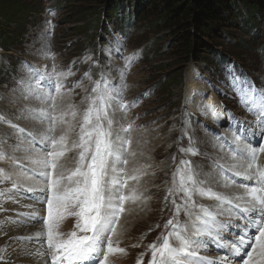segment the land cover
<instances>
[{
    "label": "rangeland",
    "instance_id": "374dc122",
    "mask_svg": "<svg viewBox=\"0 0 264 264\" xmlns=\"http://www.w3.org/2000/svg\"><path fill=\"white\" fill-rule=\"evenodd\" d=\"M111 1L84 3L82 0L70 2L69 0H27L30 4L39 5V10L36 9L35 14L29 19L25 35L11 49L0 47V152L11 155V158L21 150H28V145H32L38 154L31 157H40L39 154L44 156L51 150L47 147L43 153L30 142L33 139L31 136L41 141L40 134L37 133L45 132L43 128L46 123L47 127L49 126L47 121L40 120L38 113L33 111L46 106V103L38 98L40 92L38 84L44 93L52 92L56 96L57 114L68 113L65 116L68 125L58 122L53 134L59 137L60 134L67 132L69 145L74 141L78 142L79 124L84 110L88 105L89 97L95 95L92 89L97 88L98 92L106 90L112 97L108 113L114 120V130L132 125L129 132L119 133L121 138L131 140V145H125L124 150V158L128 160V164L123 165L125 178L132 175L138 177L137 180H128V187L134 182L135 193L139 183H150L149 187H155L153 191L150 187V192L143 193L145 202L142 205L125 202L136 207L132 209L133 211L136 212L139 208L141 210L139 215H136L125 207L120 220L128 211L127 215L133 216V219L131 218L133 222L128 223L127 227L119 222L116 234L112 237L113 247L125 251L110 253L109 263L149 264L151 260L149 245L153 242L161 243L162 240L158 239L161 234H167L172 230L171 226L165 227L167 221L172 219L174 223L179 222L181 225L189 221L190 218L184 213L185 207H190L192 212L199 214L198 205L209 203L206 207L210 212L213 207V211L217 212L218 216L226 215L221 221L227 222L235 218L232 205L219 206V202L214 199L205 202L200 195L194 194L192 200L197 206H188L185 205L183 193L174 190L170 195L168 189L174 188V173L178 168L186 169L190 166L196 179L202 182L200 187L220 193L236 204L239 199L242 202L247 199L235 190L232 191L233 195H229L230 191H225L227 184L241 187L244 184L251 186L255 183L253 180L247 181L246 178L235 175V170L231 171L234 173L232 177H225L224 171L226 170L228 174L231 169L223 164L233 163L236 160L242 163L244 160L251 161V147H256L260 156L256 158V163L264 166V158L261 157L264 155V151H261L264 149V115L258 116L249 111L240 102L238 95L240 82L254 84L257 89H264V19L257 29L247 30L243 27L239 28L238 25L241 26L239 17L236 27L224 28L221 31L224 40L219 49L231 53L234 57L238 55L240 60H231L219 71L213 65L207 67L204 62L182 61L175 50L176 32L155 26L160 13L165 12L166 7L163 4L158 3L155 9L147 8V4H142L140 16L136 14L134 20L129 16L134 11L133 7L123 5L121 12L119 9L115 12L117 15L120 14L119 18L125 20L121 27V24L116 25L115 22L108 20ZM20 19L15 20L17 23L13 21L5 23L0 20L6 25V37L13 35V39L17 38ZM254 36L256 40L251 41ZM7 40L4 39L2 42H8ZM242 42L246 46H243ZM261 45L263 47L259 50ZM56 61L59 65H56ZM180 75H182L181 79ZM58 80L60 83L63 82L59 94L55 92V83ZM72 111L77 113L75 118L71 115ZM57 126L62 128L59 129ZM65 128L66 131L63 130ZM60 130L61 133H58ZM249 136L253 138L257 136L258 139L250 144ZM236 137H240L243 143L236 141ZM140 143H146L148 149L144 148L145 152L139 155L141 150L137 147ZM237 143L246 155L238 151ZM233 148H237L238 157L232 155ZM78 152V149L67 152L58 164L61 171L57 168L55 175L67 176L70 170L76 167ZM11 161L20 164L22 177L18 172L13 175L10 168ZM182 161L189 164H182ZM10 162L7 163L10 165L5 166H1L0 163V168L5 170L0 174V193H3L0 195V205L6 209L4 213H0V221L7 225L16 221L26 226L27 223L22 220V214L18 213V209L25 200L26 202L37 200L33 197L35 192H29L25 188L36 184L35 181H40L34 176V173L40 170L38 165L32 164L29 159L22 158L19 161L14 159ZM14 167L17 168L18 165ZM35 167L37 170L32 169ZM249 171L247 172L251 173ZM4 176L10 179H4ZM149 176L152 178L150 179ZM17 177L19 182L16 181ZM210 178L214 179L210 180ZM175 179L178 183L179 176ZM50 180L51 177L45 178L42 183L48 186ZM13 183L18 185L15 190L20 195L12 190ZM129 188L128 191L124 190L125 194L130 192ZM241 188L244 190L243 187ZM48 193L50 197L51 194ZM36 194L40 196V191L37 190ZM10 199L19 204L17 208L10 204ZM173 200L176 202L175 205ZM46 202H39V205L46 207L47 211L44 219L39 220L43 223L48 216ZM177 205L181 206L179 213L176 211ZM75 223V217H67L61 221L59 231L65 238L74 230ZM0 225L3 226L1 222ZM189 230L191 231L190 224ZM230 232L225 238L231 236ZM2 233L4 235H1ZM9 236L6 232H0V249L3 251L8 241H19L15 234ZM205 241H207L206 245L196 249L198 256L193 259L201 255L202 258L210 257L215 264H221L219 257L228 255L224 251L226 249H215L216 242L207 238ZM46 246L48 248V245ZM3 251L0 252V257H3ZM104 251H107L106 242ZM47 252L50 263L51 252L48 249ZM102 256L101 253L99 258L102 259ZM8 260L9 258L6 259ZM15 261L25 264L21 258H16Z\"/></svg>",
    "mask_w": 264,
    "mask_h": 264
},
{
    "label": "snow or ice",
    "instance_id": "6c2138e0",
    "mask_svg": "<svg viewBox=\"0 0 264 264\" xmlns=\"http://www.w3.org/2000/svg\"><path fill=\"white\" fill-rule=\"evenodd\" d=\"M38 87H40L38 98L48 104L49 108L33 111L38 113L40 120L49 124L46 131L41 134V140L51 150L43 157H28V159L32 164L38 165L39 175L45 178L51 177L47 188L51 196L47 199L48 216L45 227L52 264H82L83 261L93 257L99 258L101 253L103 256L99 264H109L110 253L125 251L122 248H114L112 240L121 214L125 211V202L140 198L135 191H130L127 195L124 192L128 187V180L138 179L135 175L125 178L123 165H127L128 160L124 158V150L125 145H131V140L121 138L119 135L120 132H129L132 125L114 130V120L108 113L112 97L106 90L98 92L97 88H93L92 92L95 95L89 97L79 124L78 142H72L69 147L67 132L59 137L53 135L58 122L67 123L65 116L68 113L57 114L56 96L52 92L44 93L39 84ZM62 88L63 84L58 80L55 83V92L59 94ZM238 95L240 102L249 111L258 116L264 115V89H257L254 84L240 82ZM76 114L75 111L71 112L73 118ZM235 139L239 141L240 137ZM74 149L79 150L76 167L67 176L55 175L60 159ZM29 150H33L31 145ZM251 152V162L247 164V168L254 171L235 172V175H243L248 180L254 179L255 184L241 185L247 200L243 207L240 203L235 204V208L239 209L235 219L227 222L218 221L216 214L210 212L204 205H198L199 214L193 213L190 207H185L184 213L190 218L189 221L183 225L179 222L174 223L172 219L167 221L165 227L171 226L172 230L167 234H161L158 238L162 240L161 243L153 242L149 245L151 249L149 264H196L193 258L198 256L196 249L205 244L204 238L228 250V255L219 257L221 264H231V259L237 257L242 260V264H264V166L256 163L255 150ZM4 158L5 154L0 152V160ZM182 164L189 162L182 161ZM4 171L0 168V174ZM176 176H179L178 183ZM3 178L10 179L8 176ZM201 183L196 179L190 166L186 169L178 168L174 173V188H169L168 192L170 195L174 190L183 193L185 205L188 206H197L192 200L194 194L214 199L219 202V206L233 203L231 199L220 193L200 187ZM12 187L17 188L18 185L13 183ZM27 191L33 192L36 189L28 188ZM175 203L173 200L174 205ZM180 210L181 206L177 205V213ZM193 216L195 219H191ZM67 217H75L76 223L74 230L65 238L59 231V226ZM189 224L190 234H188ZM230 231L231 236L225 238L224 234ZM44 234L37 232L35 235L39 237ZM17 239L30 240L32 237ZM105 242L107 251H104ZM37 254L41 253L37 252Z\"/></svg>",
    "mask_w": 264,
    "mask_h": 264
},
{
    "label": "trees",
    "instance_id": "16d2710c",
    "mask_svg": "<svg viewBox=\"0 0 264 264\" xmlns=\"http://www.w3.org/2000/svg\"><path fill=\"white\" fill-rule=\"evenodd\" d=\"M82 2L99 3L102 0H82ZM111 2L108 20L115 22L116 25L121 24V27L125 20L119 18L120 14L117 15L115 12L118 9L121 12L123 5L133 7L134 11L129 16L134 20L136 14H139L142 4H147V8L152 7V9L158 7V3L163 4L166 7L165 12L160 13L159 11L160 18L155 22V26H160V29H172L173 32H176L175 50L181 56L182 61L204 62L207 67L213 65L219 71L231 60H240L238 55L234 57L231 53L228 54L219 49L224 40L221 31L224 28L236 27L239 17L241 18L239 28L243 27L247 30L257 29L264 19V0H112ZM38 7L39 5L36 3L30 4L27 0H0V20L5 23L12 21L17 23L15 20L21 18L16 39H13V35L6 37V25L0 21L1 48L11 49L19 42L18 40L26 33L25 29L29 19L35 14L36 9L39 10ZM243 13L244 16H242ZM4 39H8V42L3 43ZM255 40L254 36L251 41ZM243 42L242 45L246 46ZM239 45L242 47L241 44ZM181 78L182 75H180Z\"/></svg>",
    "mask_w": 264,
    "mask_h": 264
},
{
    "label": "bare ground",
    "instance_id": "6f19581e",
    "mask_svg": "<svg viewBox=\"0 0 264 264\" xmlns=\"http://www.w3.org/2000/svg\"><path fill=\"white\" fill-rule=\"evenodd\" d=\"M57 62V61H56ZM56 65H59L58 64V62H57V64ZM74 80V79H73ZM63 83V82H62ZM34 95H35V92L33 93ZM65 101V100H64ZM43 104V103H42ZM64 104V103H63ZM62 104V105H63ZM45 105V104H44ZM209 106V105H208ZM17 107H19V106H17ZM45 108H48V104H46V106H45ZM1 110V109H0ZM205 111V110H204ZM67 116V115H66ZM208 118V117H207ZM66 119V118H65ZM78 119V118H77ZM79 120V119H78ZM69 121V120H68ZM72 121V120H71ZM221 123V122H220ZM67 125H68V123H67ZM66 125V126H67ZM221 125V124H220ZM59 126V125H58ZM57 126V127H58ZM61 126V125H60ZM65 126V127H66ZM72 126V125H71ZM75 126V125H74ZM73 126V127H74ZM41 128H43L42 126H40ZM49 127V126H48ZM47 127V123H46V126L43 128L45 131H46V129L48 128ZM59 129H61L62 127H58ZM59 129H58V131H59ZM264 129V128H263ZM37 130V129H36ZM63 130H65L66 131V128L65 129H63ZM35 132V131H34ZM37 132V131H36ZM58 133H61V130H60V132H58ZM132 133V132H131ZM6 134V133H5ZM37 134H40V137H41V132H39V133H37ZM56 134H57V132H56ZM135 134V133H134ZM54 135V134H53ZM58 135V134H57ZM61 135V134H60ZM252 136L253 135H255V134H251ZM258 135H259V132H258ZM31 137H33V139L32 140H30V142H31V144H33L35 147H38L37 149H39L40 151H43V153H45V151L44 150H47V147L43 144V143H45V142H43L42 143V140L40 141L39 140V138L37 139V138H35L34 136H31ZM57 137V136H56ZM251 139H250V144L251 143H255L256 141H257V139L258 138H256L257 136H255L254 138L253 137H251V136H249ZM239 141H241L242 143H243V140H239ZM238 141V142H239ZM142 143V142H141ZM140 143V145L138 144V147H137V149L138 150H141L140 151V153H139V155L140 154H142V153H144L145 152V150H144V148H146V149H148V145L146 144V143H143V144H141ZM238 144V143H237ZM135 145V144H134ZM244 145V144H243ZM245 145H247V143L245 144ZM17 146V145H16ZM22 146V145H21ZM29 146V145H28ZM70 147H71V145H69ZM254 146V145H253ZM31 147H32V145H31ZM238 147H239V144H238ZM34 148V147H33ZM32 148V149H33ZM246 148V147H245ZM23 149V148H22ZM25 149H27V148H25ZM251 149L253 150H255V153H256V158H258V156H259V149L258 148H256V147H251ZM250 149V150H251ZM224 150V149H223ZM236 151H237V148H233L232 149V155L234 154L235 156H237L238 157V155L236 154ZM238 151H240V152H242L241 151V147H239L238 148ZM246 152V151H245ZM155 153V152H154ZM220 153V152H219ZM251 152H249V154H250ZM6 154V153H5ZM38 154V152H36L34 149L33 150H21L20 152H18V154H16L14 157H11L10 158V156L9 155H5V161H4V159H2L1 160V166H5V165H10L11 164V167L10 168H12V170H11V172L13 173V175L14 174H17V172H18V175L19 176H21L20 175V173H21V171H20V164L19 163H17V162H10V160H14V159H17L18 161L20 160V159H28V157H31L32 155H34V156H36ZM242 154L244 155H246V153H244V152H242ZM264 154V153H263ZM130 155V154H129ZM136 155V154H135ZM251 155V154H250ZM262 155V154H261ZM9 156V157H8ZM39 156L40 157H43V155L42 154H39ZM228 157V156H227ZM251 157V156H250ZM260 157V156H259ZM262 158H264V155H262L261 156ZM64 158V157H63ZM225 158V157H224ZM66 160H67V158H65ZM68 159H70V157L68 158ZM230 159V158H229ZM242 159V158H241ZM30 160V159H29ZM243 160V159H242ZM3 161H4V164L2 165V163H3ZM8 162H10V164H7ZM30 162V161H29ZM66 162V161H65ZM64 162V163H65ZM249 162H251L250 160L249 161H247V160H244V163H242L241 161H238V160H236V161H233V163H225V164H223L224 166H227V167H230V172L228 173V174H226V170L224 171V175H225V177H232L233 176V174L234 173H232L233 172V170H235L236 172H242L243 173V171H251V172H253L254 171V169H248L247 168V164L249 163ZM18 165V167L17 168H15L14 166L15 165ZM75 164V163H74ZM239 164H241V166L239 165ZM27 165V164H26ZM71 165V164H70ZM143 165V164H142ZM141 165V166H142ZM30 167V166H29ZM72 167V166H71ZM7 168V167H6ZM37 167H35V168H32V169H36ZM58 168V167H57ZM7 170V169H6ZM37 170V169H36ZM38 170H39V167H38ZM57 170V169H56ZM58 170H60V167L58 168ZM20 171V172H19ZM61 171V170H60ZM60 171H57V172H60ZM71 171V170H70ZM149 171H150V169H149ZM232 171V172H231ZM249 171V172H250ZM145 173H146V171H144ZM211 172V171H210ZM209 172V173H210ZM25 174V173H24ZM151 174V173H150ZM205 174V173H204ZM219 175V174H218ZM34 176L36 177V178H38L40 181H35L36 182V184H33V186L31 185V187H29V188H33V189H36V191L38 190V191H40V189H45V191H40V196L38 195V194H36V191H33V192H35V193H33V197H35V198H37V200H33V201H35V202H26V200H25V202L24 203H22V207H19L20 209H18V213L19 214H22V216H21V218H22V220L24 219L25 221H26V223H27V225L26 226H24V225H22V223L21 224H18V222H16V221H14V222H12V220H11V222L12 223H10V224H4V222H2V221H0L1 222V224L3 225L2 227H1V225H0V232H6L7 234H8V236L10 235H12V234H15V236H16V238L17 237H32V239H19V241H17V242H12L11 240L10 241H8V243H7V246L4 248V251H3V259H2V261H0V264H19L18 262H16L15 261V259L16 258H21L22 260H23V262L25 263V264H52V262H50V263H48L49 262V260H48V252H47V237H46V227H45V223H43V222H39V220L40 219H44L43 217H45V215L47 214V211H46V207L45 208H43L41 205H39V202H41V201H47V198L49 197V193L48 192H50V191H48L47 190V188H48V186H46L45 184H43L42 182H44L43 180H45V177H43V176H41V175H39V172H35L34 173ZM58 176V175H57ZM146 176V175H145ZM212 175L210 174V177H211ZM244 179L246 178L245 176H243V175H241ZM22 177V176H21ZM31 177V176H30ZM150 177V176H149ZM148 177V178H149ZM146 178V177H145ZM152 177H150V179H151ZM214 178H210V180H213ZM31 180V179H30ZM246 180L247 181H252V180H248L247 178H246ZM16 181L17 182H19V177H17L16 178ZM35 182H33V183H35ZM219 182H221V181H219ZM253 182L255 183V180L253 179ZM27 183V182H26ZM23 184H25L24 182H23ZM145 184L146 183H139V184H137V187H138V190H136V194L137 195H139V199L138 200H136V201H127L128 202V204H132V205H142V203L143 202H145L144 201V197H143V193L144 192H146V191H149V189H150V187H149V184H146V187H144L145 186ZM152 184V183H151ZM209 184V183H208ZM134 185L136 186V184H134V182H132V183H130V185H129V189H130V191H134V188H136V187H134ZM127 188V189H128ZM155 187H151V191H153V189H154ZM25 189H28V188H25ZM127 189H125V190H127ZM221 189V188H220ZM222 189H223V187H222ZM12 190H14L15 191V193H18V191H16L15 190V188H13ZM19 190H21V189H19ZM238 191V193H240L241 195H243L244 196V190L240 187V185H238V186H233V185H229V184H227V186L225 187V191H230V193H229V195H233L232 193V191ZM128 191V190H127ZM212 191V190H211ZM150 192V191H149ZM48 193V194H47ZM11 194V193H10ZM19 194V193H18ZM50 194H51V192H50ZM20 195V194H19ZM127 195V194H126ZM17 196V195H16ZM16 196H15V198H16ZM22 197V196H21ZM24 197V196H23ZM146 197V196H145ZM237 197V196H236ZM29 199H30V196L28 197ZM44 198H46V199H44ZM201 198L205 201V202H210V201H212L210 198H208V197H203V196H201ZM20 199V198H19ZM234 199H238V198H235L234 197ZM246 199H247V197H246ZM11 200V203L10 204H12L13 206H15L16 208L18 207V205L19 204H16L15 203V201H13V199H10ZM32 200V199H31ZM30 200V201H31ZM241 199H239L238 201H236V204L237 203H240L241 204V206L243 207V206H245V202H242V201H240ZM202 202V201H201ZM5 203V202H4ZM47 203V202H46ZM217 203V202H216ZM5 204H9V202L8 203H5ZM205 204V203H204ZM203 204V205H204ZM209 204V203H208ZM208 204H205L204 206H208ZM212 204V203H211ZM202 205V204H201ZM232 206H233V211L235 210V214L236 213H238L239 212V209H236L235 208V203L233 202L232 204H231ZM12 206V207H13ZM48 206V205H47ZM146 206V205H145ZM125 207H127L128 209H130V210H132V209H136V207H134V206H131V205H127V203L125 204ZM208 208V207H207ZM221 208V207H220ZM13 209V208H12ZM48 209V208H47ZM6 209L4 208V207H2L1 205H0V213H4V211H5ZM16 210V209H15ZM141 210V208H139V209H137L136 210V212L135 211H133L134 213H136V215H139V211ZM193 210V209H192ZM210 210H212V213H215V211H213V207L210 209ZM215 210V209H214ZM144 211H145V209H144ZM194 211V210H193ZM200 211V210H199ZM138 212V213H137ZM33 213H35V215H33L32 216V214ZM194 213V212H193ZM217 213V212H216ZM215 213V214H216ZM233 213V214H234ZM128 211L126 212V214H124L123 215V218L119 221L120 222V224H123L124 223V227H127L126 225H128V223H130V224H132V222H133V220L131 221V218L133 219V216L132 217H129L128 215ZM198 214V213H197ZM2 215V214H1ZM6 215V214H5ZM153 216V215H152ZM18 217V216H17ZM19 217H20V215H19ZM142 217V216H141ZM223 218L224 217H226V215H223L222 216ZM222 217H220V216H218V214H216V218H218L219 220L218 221H221V219H223ZM235 217V216H234ZM136 219V218H135ZM150 219V218H149ZM193 219H195V216L193 217ZM225 219V218H224ZM231 219V218H230ZM235 218H232L231 220H234ZM8 220V219H7ZM228 220V219H227ZM4 221V220H3ZM226 222V221H225ZM238 222H242V221H238ZM138 226V225H137ZM136 226V227H137ZM126 230V229H125ZM135 230L136 229H134V232H135ZM37 232H43V233H45L44 235H41V236H39V237H37L35 234L37 233ZM191 232V231H190ZM190 232L188 233V234H190ZM231 233V232H230ZM228 234V232L227 233H225L224 235L226 236ZM1 235H4L3 233L1 234ZM9 236V237H10ZM205 239V238H204ZM207 242V241H206ZM209 242V241H208ZM206 245V244H205ZM4 247V246H3ZM215 249H218V250H222V248H220V247H218V245H217V247L215 246ZM199 250V249H198ZM208 250V249H207ZM210 250V249H209ZM225 251V253L226 254H229L228 253V250H224ZM1 252V251H0ZM37 252H39V253H41V254H37ZM200 254H201V252H199ZM210 253V252H209ZM211 255V254H210ZM209 255V256H210ZM208 256V257H209ZM225 256V255H224ZM219 257V256H218ZM9 258V260L8 261H6V259H8ZM199 258H202L201 257V255H200V257H198V258H195L194 260L196 261V264H210V262H211V264H215L214 263V261H212V260H210V257L209 258H207V259H199ZM204 258V257H203ZM212 258V257H211ZM99 260H100V258H97V257H93V258H91V259H89V260H87V261H83L82 262V264H99ZM233 260L234 261H231V264H242V260L239 258V257H237V258H233ZM21 261V260H20ZM19 261V262H20ZM235 262V263H234ZM110 264V263H109Z\"/></svg>",
    "mask_w": 264,
    "mask_h": 264
}]
</instances>
